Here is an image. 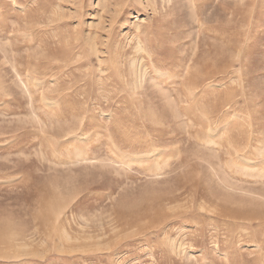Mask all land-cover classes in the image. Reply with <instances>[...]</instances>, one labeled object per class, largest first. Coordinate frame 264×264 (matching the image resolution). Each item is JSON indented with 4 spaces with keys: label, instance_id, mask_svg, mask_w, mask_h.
<instances>
[{
    "label": "rangeland",
    "instance_id": "1",
    "mask_svg": "<svg viewBox=\"0 0 264 264\" xmlns=\"http://www.w3.org/2000/svg\"><path fill=\"white\" fill-rule=\"evenodd\" d=\"M0 264H264V0H0Z\"/></svg>",
    "mask_w": 264,
    "mask_h": 264
}]
</instances>
